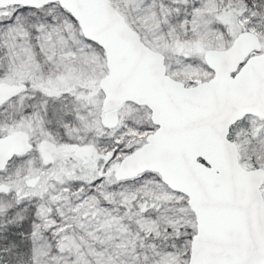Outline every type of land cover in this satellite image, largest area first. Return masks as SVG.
Listing matches in <instances>:
<instances>
[{"label": "snow or ice", "instance_id": "6c2138e0", "mask_svg": "<svg viewBox=\"0 0 264 264\" xmlns=\"http://www.w3.org/2000/svg\"><path fill=\"white\" fill-rule=\"evenodd\" d=\"M0 264H264V0H0Z\"/></svg>", "mask_w": 264, "mask_h": 264}]
</instances>
